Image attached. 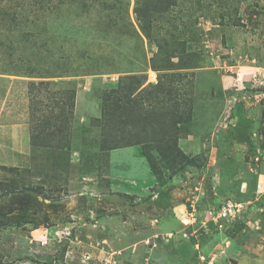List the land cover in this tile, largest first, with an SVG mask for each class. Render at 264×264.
<instances>
[{
  "label": "rangeland",
  "instance_id": "1",
  "mask_svg": "<svg viewBox=\"0 0 264 264\" xmlns=\"http://www.w3.org/2000/svg\"><path fill=\"white\" fill-rule=\"evenodd\" d=\"M158 1L0 0V264H264V0Z\"/></svg>",
  "mask_w": 264,
  "mask_h": 264
},
{
  "label": "trees",
  "instance_id": "2",
  "mask_svg": "<svg viewBox=\"0 0 264 264\" xmlns=\"http://www.w3.org/2000/svg\"><path fill=\"white\" fill-rule=\"evenodd\" d=\"M147 2V4H146ZM151 5H150V3ZM171 5H173V3H170ZM170 4H161L160 1L158 0H139V2L137 3V6L135 8V13L137 15L138 20L142 23L141 24V29L143 31V33L149 38H152V34L153 33V29L151 25V15L155 14V13H168L171 10ZM257 15L259 14V11L257 10H253L250 13V16L253 15ZM153 24V23H152ZM158 49H160V51H158L156 53V56H158L159 54H161V49H162V43H158ZM154 57H152V66L156 71H163L162 73H160L158 75V81L156 83H147V75L146 74H130V75H125L122 76L119 80V92H124V96H126L127 98H133V101H137V99L143 94L144 90H146L147 87H150L152 89H155V92L149 96L151 98V101H155V102H161V100H164L165 97L169 94H178L180 92V88H178L177 84L174 83L175 81H181L184 80L187 76H189L190 74L183 72L182 70L187 69V68H192V67H186L184 65H181V60L182 57L180 55H177L178 61L174 62L172 61L171 58L168 59V65L166 67L163 68H157L156 65L154 64ZM36 81H30V85H34ZM40 84H46L45 81H39ZM126 83H132L133 85H135V90L127 93L128 88L126 86ZM185 86H183L184 88ZM132 88V87H131ZM33 91V90H32ZM70 94V96L68 97L67 100L61 101L60 107L62 108L60 111V114L56 115L57 120L59 119L60 115H63L64 109L66 106H73L74 105V98H75V91H69L67 92ZM120 94V93H119ZM184 94V91H182V95ZM162 96V97H160ZM179 96H181L180 94H178L177 99L179 98ZM156 99V100H155ZM131 102H133L132 100H130ZM129 101V102H130ZM179 101V99L177 100ZM117 104L119 105H124L126 104L125 101L120 97L119 100L117 101ZM55 117V118H56ZM117 138V140H116ZM120 138V137H119ZM125 138V137H124ZM124 138H120L118 139V137H114V140L112 141V144H108L107 148L110 149H115V148H119V147H126V146H130V145H136L139 144L140 141H138L137 139H124ZM108 141V140H106ZM160 154L162 156H165V153L160 152ZM145 156L148 160V162L150 163V165L152 166V169L154 170L155 173H157L156 171V163L155 160L153 158V156L151 155L150 151H145ZM19 201L22 202L23 198L19 197ZM29 202V201H28ZM25 203L26 204H28ZM25 208V207H22ZM23 219H26V215H22Z\"/></svg>",
  "mask_w": 264,
  "mask_h": 264
},
{
  "label": "built area",
  "instance_id": "3",
  "mask_svg": "<svg viewBox=\"0 0 264 264\" xmlns=\"http://www.w3.org/2000/svg\"><path fill=\"white\" fill-rule=\"evenodd\" d=\"M239 210L240 209L237 206H234V205L233 206L229 205V206L222 207V209L217 214V218L225 217L228 214L234 215ZM211 214H215V213L211 212Z\"/></svg>",
  "mask_w": 264,
  "mask_h": 264
}]
</instances>
